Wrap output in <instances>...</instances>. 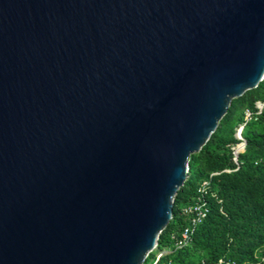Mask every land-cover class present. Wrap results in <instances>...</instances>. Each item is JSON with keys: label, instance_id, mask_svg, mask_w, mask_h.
<instances>
[{"label": "water", "instance_id": "obj_1", "mask_svg": "<svg viewBox=\"0 0 264 264\" xmlns=\"http://www.w3.org/2000/svg\"><path fill=\"white\" fill-rule=\"evenodd\" d=\"M263 79L264 0H0V264H144Z\"/></svg>", "mask_w": 264, "mask_h": 264}, {"label": "trees", "instance_id": "obj_2", "mask_svg": "<svg viewBox=\"0 0 264 264\" xmlns=\"http://www.w3.org/2000/svg\"><path fill=\"white\" fill-rule=\"evenodd\" d=\"M258 101L264 103V79L256 88L233 99L217 130L200 152L192 154L188 179L176 195L173 218L160 235L158 249L173 248L171 234L186 224L182 207L212 172H220L211 178L217 196L209 199L210 212L197 228L191 245L172 250L156 264H263L264 108L245 126L247 145L239 155L240 167L223 171L237 167L233 161V147L239 143L236 130L244 122V110L257 111Z\"/></svg>", "mask_w": 264, "mask_h": 264}, {"label": "built area", "instance_id": "obj_3", "mask_svg": "<svg viewBox=\"0 0 264 264\" xmlns=\"http://www.w3.org/2000/svg\"><path fill=\"white\" fill-rule=\"evenodd\" d=\"M256 108L257 111H252L249 108L244 110V122L238 127L237 130L239 143L233 147V161L236 163L237 167L235 169L227 168L223 171L231 172L233 170H237L240 167L239 155L245 151L247 145V140L243 136V130L250 120L256 119L257 115L262 112L264 103L258 101L256 103ZM218 173L220 172H212L209 179H205L200 182L193 199L181 209L182 214L186 217V224L179 232H173L171 234V239L174 241L173 248L159 250L157 245L152 251H157L152 264H156L162 257L169 254L172 250H180L191 245L197 228L205 221L210 212L209 199L211 197L217 196L212 188L211 178ZM219 201L221 202L222 200ZM261 260L264 264V255L261 256ZM168 264H171V262L169 261Z\"/></svg>", "mask_w": 264, "mask_h": 264}, {"label": "rangeland", "instance_id": "obj_4", "mask_svg": "<svg viewBox=\"0 0 264 264\" xmlns=\"http://www.w3.org/2000/svg\"><path fill=\"white\" fill-rule=\"evenodd\" d=\"M238 130V128H237ZM237 130H236V137H237ZM243 136H244V130H243ZM238 138V137H237ZM170 247H166V249H169ZM263 248V247H262ZM154 253L156 254L157 251L151 252V254L149 255V257H147L146 261L144 262V264H150L152 259L154 258Z\"/></svg>", "mask_w": 264, "mask_h": 264}]
</instances>
